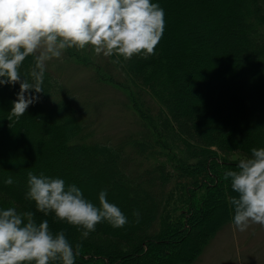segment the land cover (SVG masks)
Returning <instances> with one entry per match:
<instances>
[{
  "label": "trees",
  "instance_id": "16d2710c",
  "mask_svg": "<svg viewBox=\"0 0 264 264\" xmlns=\"http://www.w3.org/2000/svg\"><path fill=\"white\" fill-rule=\"evenodd\" d=\"M151 2L165 12V29L155 55L128 61L119 57V62L111 56L104 65L96 60L92 64L97 81L129 84L138 95L133 106L141 131L132 144L142 165L133 163L121 146L88 136L85 117L74 114L83 106L53 89L60 85L47 66L45 92L36 94L39 101L18 121L6 117L19 84L0 85V171L19 169L22 179H27L28 171L56 177L48 148L60 147L73 159L92 154L107 159L93 170V178H105V184L112 182L124 199L145 205L138 222L134 218L122 228H113L105 221L81 239L76 226L56 221L52 213L38 212L34 201L25 199L27 187L0 183V195L11 207L32 211L38 223L47 219L53 232L63 229L73 246L80 245L75 264L192 263L216 231L232 221L230 198L238 194L224 173L236 170L239 159L229 156L244 158L252 148L264 147V0ZM33 63L34 58L27 57L21 74L26 75ZM146 97L153 104H145ZM61 114L62 122L51 123ZM39 119L47 123L43 153L31 159L28 147L17 143L20 132L37 125ZM254 125L255 133L250 132ZM1 145L6 146L4 151ZM60 168L62 178H69ZM76 169L86 173L82 162ZM136 192L139 197H134ZM219 215L222 219L213 223ZM196 227L201 231L198 239L190 237ZM98 236L115 238L124 247L100 245L94 239Z\"/></svg>",
  "mask_w": 264,
  "mask_h": 264
},
{
  "label": "clouds",
  "instance_id": "9594fccd",
  "mask_svg": "<svg viewBox=\"0 0 264 264\" xmlns=\"http://www.w3.org/2000/svg\"><path fill=\"white\" fill-rule=\"evenodd\" d=\"M165 12L151 0H0V85L19 84L9 121L22 117L45 92L46 66L65 51L88 47L96 55L116 56L125 61L133 56L155 55L165 29ZM34 63L26 75L19 71L24 60ZM23 77V78H22ZM240 158L236 170L225 171L237 196L232 223L243 232L250 224L264 226V147L252 148ZM12 177L3 183L13 184ZM98 194V205L86 199L75 184L59 177L27 172L25 199L45 216L76 226L81 239L107 222L113 228L128 223L118 206ZM133 215L139 219V212ZM32 211L14 207L0 210V264H75L80 245L73 246L63 229L53 232L47 219L39 223Z\"/></svg>",
  "mask_w": 264,
  "mask_h": 264
},
{
  "label": "rangeland",
  "instance_id": "374dc122",
  "mask_svg": "<svg viewBox=\"0 0 264 264\" xmlns=\"http://www.w3.org/2000/svg\"><path fill=\"white\" fill-rule=\"evenodd\" d=\"M222 38L224 39V37ZM95 60L100 65H104L107 57L102 54L96 55L91 47H88L84 50L68 49L61 58H54L49 61L47 63L48 70L56 77L60 85L55 86L53 89L62 91V98L70 99L75 104L79 102L83 106V109L79 112L76 108L74 114L78 113L80 116L85 117L86 132L89 137L97 135L107 144L113 143L121 146L127 157L132 158L133 163L142 165L143 160L136 154L132 144V140L135 142L133 137H136L137 131H141L138 119L140 116L133 106L135 99H138V95L135 90L130 89L129 84L127 86H112L93 78L94 65L92 64ZM117 77L119 76L117 75ZM133 98L134 100H132ZM144 103L153 104V99L146 97ZM62 116L64 114H61V119L51 118V123L62 122ZM79 121H83V119L80 118ZM46 126L47 123L39 119L37 125L28 126L20 132V140L17 144L28 147L27 151L32 156L31 159H36L38 154L42 155L43 153L42 133L45 131ZM250 127V132L255 133L257 125ZM6 128L4 127L5 132L7 131ZM1 146L4 151L6 146ZM48 149L52 153L50 160H52L51 165L54 166V175L63 179L66 185L75 184L78 186L80 184V187L86 188L85 191H82L84 197L97 205L99 192L106 189L107 200L118 206L122 213L128 217V220L136 218L133 215L134 212H139V218L143 217V211L145 210L143 203H135L132 200L127 201L120 192L114 191L112 182L109 181L108 186L107 183L105 184V181H108L105 178H93V170L103 166L107 162L106 158L88 154L86 158L79 156L73 159L67 157L60 147H50ZM1 152L2 149H0V154ZM229 157L233 159L241 158L236 154H231ZM81 162L86 170V173L83 174H79L76 169L78 163ZM60 167L63 168L62 171L66 176L69 175V178H62ZM43 174L53 177L47 172ZM8 177H12L13 184L27 187V179L21 178L19 169L15 172L0 171V183H3L4 179ZM87 179L89 181L92 179L90 185L89 181L81 183V181ZM169 189H172V187ZM139 196L138 192L134 194V197ZM168 199H170V202L173 200L171 196ZM8 207H11L10 203H7L0 195V210ZM207 208L210 209L211 204L208 203ZM221 215L212 219L213 223ZM198 230L199 228L196 227L190 237L198 239L201 232ZM94 239L103 246L124 247V244L109 236H98ZM190 264H264V226L250 224L246 231L241 232L237 230L232 221L225 223L216 231L198 257Z\"/></svg>",
  "mask_w": 264,
  "mask_h": 264
},
{
  "label": "bare ground",
  "instance_id": "6f19581e",
  "mask_svg": "<svg viewBox=\"0 0 264 264\" xmlns=\"http://www.w3.org/2000/svg\"><path fill=\"white\" fill-rule=\"evenodd\" d=\"M222 217H223V216H220V217H219V218H218L216 221H219V220H221V219H222Z\"/></svg>",
  "mask_w": 264,
  "mask_h": 264
}]
</instances>
